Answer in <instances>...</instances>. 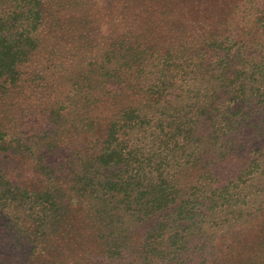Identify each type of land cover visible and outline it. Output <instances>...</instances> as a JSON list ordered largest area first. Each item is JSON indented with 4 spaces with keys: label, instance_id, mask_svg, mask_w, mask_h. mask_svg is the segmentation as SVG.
I'll return each instance as SVG.
<instances>
[{
    "label": "rangeland",
    "instance_id": "obj_1",
    "mask_svg": "<svg viewBox=\"0 0 264 264\" xmlns=\"http://www.w3.org/2000/svg\"><path fill=\"white\" fill-rule=\"evenodd\" d=\"M61 3L57 14L42 5L49 6L43 11L47 24L39 27L41 45L26 69L28 76H23L21 89L0 98V119L7 115L2 122L14 128L13 142L19 146L0 153L1 174L12 186L45 192L50 174L42 181L34 178L32 166L38 162L57 167L66 159L71 173H82L84 156L95 154L102 81L110 82L111 90L126 85L123 77L110 80L100 75L132 73L140 85L134 93L123 90L117 98L122 106L134 108L143 102L145 90L159 92L165 86L164 92H172H163L160 105L143 111L160 116L164 124L181 100L202 116H197L184 152L171 150L172 141L161 128L151 136L135 133L131 150L147 152L152 166L165 167L184 190L205 177L206 182L227 188L215 210L203 208L199 220H205L194 227L205 238L191 239L200 249L189 264H264V0ZM134 55L139 61L135 64ZM46 117L49 120L43 124ZM164 146L172 152L156 155ZM207 170L210 174L204 175ZM15 206L6 203L3 209L21 230L10 254L9 245L1 244L7 264H131L133 260L116 262L99 256L97 233L87 219L82 221L85 207L79 214L73 209L70 217L65 214L63 220L43 225L41 216L36 217L41 213L18 215ZM31 223L41 224L38 233ZM149 226L132 229L134 235L128 232L124 248L122 240L116 241L122 257L134 253L130 239L142 242Z\"/></svg>",
    "mask_w": 264,
    "mask_h": 264
},
{
    "label": "trees",
    "instance_id": "obj_2",
    "mask_svg": "<svg viewBox=\"0 0 264 264\" xmlns=\"http://www.w3.org/2000/svg\"><path fill=\"white\" fill-rule=\"evenodd\" d=\"M44 4L52 7L56 14L60 13L58 8L62 6L61 0H0V98L15 89H21L23 76H28L26 69L41 45L37 38L39 27L45 28L47 24L43 11L49 6L42 7ZM136 55L133 56V64L139 62ZM105 77L110 80L123 77L122 83L126 85L111 90V83L102 81L97 93V113L100 112L101 116L97 118L95 154L84 156L82 173H71V166L66 168V159L57 167L40 161L32 166V171L38 181H42L46 173L50 174V186L43 192L12 186L5 174L0 172V248L2 243H6L10 254L18 244L17 234L21 231L12 218L5 215L3 209L6 203L16 204L19 210L25 207V211H17L18 215L33 217L34 211L41 213L36 217H42L40 222L43 225L49 221L54 223L58 219L63 220L65 214L70 217L73 209L79 214L85 207L87 212L82 221L87 219L88 225L97 233V241L101 244L99 256L102 259L116 262L119 259L124 262L125 259H133L131 264H189L195 250L200 249L191 239L195 235H198L197 241L205 238L203 232H196L194 226L205 220L199 218L203 217L206 205L209 207L206 212H210L217 202L223 201L221 195L227 192V188L206 182L205 177L201 178L205 181L199 185L184 190L173 182L165 167L152 166L147 152L131 150V147L132 141H136L135 133L151 136L155 134L156 128H161V132L167 130L164 136L172 141L168 143L171 150L184 152L196 130L197 116H202V113L194 107L182 105L183 101L180 100L167 122L160 123V116L154 113L149 115L141 108L160 105L165 86L159 92L145 90L147 95L143 102L131 108L122 106L117 98L125 91H137V85H140L138 79L132 73L100 75L101 79ZM132 81L136 82L133 86ZM167 91L165 95L172 92ZM138 92L142 93L140 89ZM150 96L153 98L147 100ZM188 113H192L191 116ZM6 117L4 114L0 119V153L19 147L13 142L16 135L14 128L2 122ZM47 117L42 121L43 124L49 120ZM161 124L163 127H159ZM164 152L172 151L164 146V150L157 148L156 155ZM141 165L145 167L144 170ZM209 174L210 170L204 172V175ZM149 223L148 233L142 242L138 241V237L130 239L134 253L122 257L116 241L122 240L120 243L124 248L126 234L130 232L134 235L132 229ZM31 225L34 232L38 233L41 224L36 227ZM136 244L138 250H135ZM5 254L0 253V264H7V260L3 259Z\"/></svg>",
    "mask_w": 264,
    "mask_h": 264
}]
</instances>
